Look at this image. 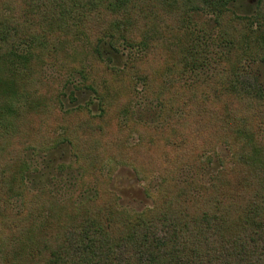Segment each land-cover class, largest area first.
<instances>
[{
    "label": "trees",
    "instance_id": "16d2710c",
    "mask_svg": "<svg viewBox=\"0 0 264 264\" xmlns=\"http://www.w3.org/2000/svg\"><path fill=\"white\" fill-rule=\"evenodd\" d=\"M233 1L0 0V264H264V0ZM64 146L91 197L31 187L27 155ZM107 164L157 175L152 204L122 207Z\"/></svg>",
    "mask_w": 264,
    "mask_h": 264
},
{
    "label": "rangeland",
    "instance_id": "374dc122",
    "mask_svg": "<svg viewBox=\"0 0 264 264\" xmlns=\"http://www.w3.org/2000/svg\"><path fill=\"white\" fill-rule=\"evenodd\" d=\"M256 3L257 0H237L231 2L229 6L238 14H252L255 11ZM191 25L196 29L206 30L211 33L214 31V16L203 12L194 13L191 17ZM105 49L106 54L113 57L114 63L117 65L123 64L129 54L127 50L114 54L109 52L106 47ZM255 68L259 70L264 81V64H258ZM71 93L73 96H71ZM62 101L66 108L78 103L92 101L90 105L91 110L94 113L98 112L97 102L92 100L90 93L77 91L73 86L66 89L62 96ZM139 103V107L142 110V121L152 130L153 127L150 125H155L160 120L158 117L159 107L143 99ZM137 138V135H134L130 143H135ZM157 151H163L165 159H171V154H173V149L163 146L157 148ZM229 155L230 149L225 145H219L216 152L212 154L214 158L213 167L215 168L222 160L228 159ZM27 156L31 163V173L28 175L31 187L37 188L47 185L55 193L72 194L74 197L78 196V199H85L94 194V189L90 187L91 179H81L79 170L75 164V158L68 146L49 153H30ZM190 172L183 168L179 176L183 177ZM101 175L107 177L111 175V187L120 195L122 207L133 211L143 210L150 206L153 202L152 195L158 191L160 184V178L157 175L151 176L145 181H140L136 178L131 168L120 167L112 173L109 164L103 167ZM13 203L16 208H19L21 206V198H13Z\"/></svg>",
    "mask_w": 264,
    "mask_h": 264
}]
</instances>
